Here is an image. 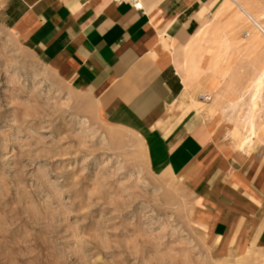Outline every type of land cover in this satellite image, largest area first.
<instances>
[{
	"label": "rangeland",
	"instance_id": "1",
	"mask_svg": "<svg viewBox=\"0 0 264 264\" xmlns=\"http://www.w3.org/2000/svg\"><path fill=\"white\" fill-rule=\"evenodd\" d=\"M201 1L205 40L176 50L189 77L187 113L231 145L253 144L263 136L264 82L254 112L263 128L249 135L242 125L254 95L247 88L264 71V36L236 22L230 2L211 9ZM260 1L255 18L264 22ZM216 87L236 90L218 99ZM217 244L193 198L148 168L139 138L107 125L93 99L0 17V264H264L262 249Z\"/></svg>",
	"mask_w": 264,
	"mask_h": 264
},
{
	"label": "crops",
	"instance_id": "2",
	"mask_svg": "<svg viewBox=\"0 0 264 264\" xmlns=\"http://www.w3.org/2000/svg\"><path fill=\"white\" fill-rule=\"evenodd\" d=\"M201 2L0 0V17L107 125L139 138L148 168L193 198L219 247L264 250V135L236 147L187 113L176 50L199 30Z\"/></svg>",
	"mask_w": 264,
	"mask_h": 264
},
{
	"label": "bare ground",
	"instance_id": "3",
	"mask_svg": "<svg viewBox=\"0 0 264 264\" xmlns=\"http://www.w3.org/2000/svg\"><path fill=\"white\" fill-rule=\"evenodd\" d=\"M227 2H230L233 6H235L239 10V21H236V22L245 23L246 21H248L249 24H252V26H254L258 30V32L261 33L264 36V22L263 21H258L255 18L256 16H259L260 9L262 7V2L260 0H209L208 1V7L212 9L213 7L218 6L220 3H222L221 7H223ZM203 28H205V29H203ZM203 28H200L194 35H191L190 39H194L195 38V39L198 40V39L201 38V40L203 41V39L207 36L206 25H203ZM256 33H255L254 36L258 37L260 34L257 35ZM262 35H261L260 38H262ZM258 40H259V38H258ZM251 42L249 44H251ZM254 44H256V43H254ZM260 44H261V42H260ZM263 82H264V71L261 73L260 76H258V78L255 79V81H253V84H254L255 88H251V87L247 88L248 90L254 89V95L252 96V100H250V103L247 104V106H248V112L246 114L247 115V120L242 125L243 128L245 129L246 133L249 134V135H256V132H259V130H261L263 128V125L260 122H258L257 120H255V114L256 113H254L255 110H256V107L258 106L257 103H256V101L258 99V92L259 91L261 92V88H262L261 86H262ZM225 85H227V84H225ZM185 86L190 87L189 77L188 76H186V78H185ZM235 90H236V88L235 89H226V91H224L223 89H217V87H216L215 90H210V93H212V95H215L216 98L222 99V98L225 97V93L226 92H230V93L234 94ZM260 92H259V94H260ZM241 97H242V94L239 93V96L237 95L236 100H240ZM243 98L244 97H242V99ZM210 100H212V99L210 98ZM236 100H234V101H236ZM245 106H243V108ZM262 131H263V135H264V129H262ZM249 140H251V139H249ZM244 142H246V140ZM244 142H243V144H244ZM250 142L251 141H248V143H250ZM249 146H251V145L249 144Z\"/></svg>",
	"mask_w": 264,
	"mask_h": 264
},
{
	"label": "built area",
	"instance_id": "4",
	"mask_svg": "<svg viewBox=\"0 0 264 264\" xmlns=\"http://www.w3.org/2000/svg\"><path fill=\"white\" fill-rule=\"evenodd\" d=\"M115 4H127L131 8L138 10V11H144L143 10V0H113ZM204 101H210V98L202 96L201 97Z\"/></svg>",
	"mask_w": 264,
	"mask_h": 264
}]
</instances>
